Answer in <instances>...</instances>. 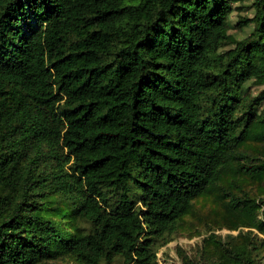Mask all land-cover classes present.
Masks as SVG:
<instances>
[{
    "label": "trees",
    "instance_id": "obj_1",
    "mask_svg": "<svg viewBox=\"0 0 264 264\" xmlns=\"http://www.w3.org/2000/svg\"><path fill=\"white\" fill-rule=\"evenodd\" d=\"M241 173L264 181V0H0V264H157L212 195L239 232L181 264H264Z\"/></svg>",
    "mask_w": 264,
    "mask_h": 264
},
{
    "label": "rangeland",
    "instance_id": "obj_2",
    "mask_svg": "<svg viewBox=\"0 0 264 264\" xmlns=\"http://www.w3.org/2000/svg\"><path fill=\"white\" fill-rule=\"evenodd\" d=\"M248 3H234L233 11L230 15V24L233 26L230 33L236 38H242L250 31V26H246L243 30L234 27L237 21L242 19H249L252 17V9L245 8ZM244 7V8H242ZM249 95L255 97L261 91L262 87L257 86L254 82L246 83ZM249 149L252 152L259 150L257 143H249ZM232 176V171L224 179L223 186H228V180ZM245 190L248 191L251 198H264V181L260 182L249 175L241 173L238 177ZM224 205L218 200L216 195L206 198H199L194 201L192 211L185 216L177 230L173 235L172 240L163 246L157 254V264H181L179 252L194 256L197 248L201 244L203 238H206L210 233L225 237V235H237L239 230L228 229L231 215L225 213ZM229 219V222H228ZM246 231L247 229H241ZM257 233L256 230H253ZM264 263V261H263ZM38 264H78L68 257H61L56 259H46Z\"/></svg>",
    "mask_w": 264,
    "mask_h": 264
}]
</instances>
